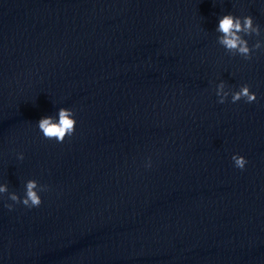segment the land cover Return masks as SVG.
Wrapping results in <instances>:
<instances>
[{
  "label": "clouds",
  "instance_id": "1",
  "mask_svg": "<svg viewBox=\"0 0 264 264\" xmlns=\"http://www.w3.org/2000/svg\"><path fill=\"white\" fill-rule=\"evenodd\" d=\"M216 31L221 34L218 37V43L234 55L239 54L245 59H250L252 51L261 48L259 40L250 48L248 41L243 38L244 35H260V27L258 24H254V20L250 15L241 18L231 13L224 14L219 18ZM225 87V83L221 82L216 88V95L219 97L218 102L221 104L225 103L230 94L232 103H237L242 99L246 103L257 101L256 93L252 92L250 86L247 84L241 85L239 90L231 93L230 91H226ZM76 123L74 112L69 108L61 107L58 109V119L52 115L44 116L38 121L37 126L45 139H54L58 143H63L66 137H70L75 133ZM18 158L23 160V154H19ZM232 161L234 162V166L240 170H244L248 163L247 159L239 154H234ZM146 166H151L150 160ZM25 189V196L21 198L15 192L9 193L8 186L4 184L0 185V194L7 193L8 199L14 203H22L25 207H39L42 203L39 192L46 191L47 186L39 185L36 180L30 179L26 182ZM5 207L12 210L13 204H5Z\"/></svg>",
  "mask_w": 264,
  "mask_h": 264
}]
</instances>
